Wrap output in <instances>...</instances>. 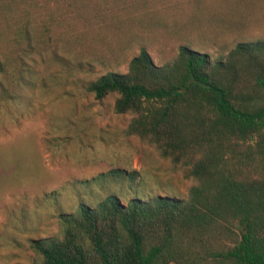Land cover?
Returning a JSON list of instances; mask_svg holds the SVG:
<instances>
[{
	"label": "trees",
	"instance_id": "1",
	"mask_svg": "<svg viewBox=\"0 0 264 264\" xmlns=\"http://www.w3.org/2000/svg\"><path fill=\"white\" fill-rule=\"evenodd\" d=\"M261 23L264 0H0V105L38 87L45 54L68 72L127 63L87 90L116 93L126 135L191 182L59 211L58 234L30 239L40 264H264Z\"/></svg>",
	"mask_w": 264,
	"mask_h": 264
},
{
	"label": "rangeland",
	"instance_id": "2",
	"mask_svg": "<svg viewBox=\"0 0 264 264\" xmlns=\"http://www.w3.org/2000/svg\"><path fill=\"white\" fill-rule=\"evenodd\" d=\"M48 55L37 58L38 87L21 105H0V264H40L30 239L58 234L59 211L108 196L186 197L191 184L154 146L126 135L132 116L115 111L116 93L97 98L87 90L107 70L126 72L127 63L68 72Z\"/></svg>",
	"mask_w": 264,
	"mask_h": 264
}]
</instances>
